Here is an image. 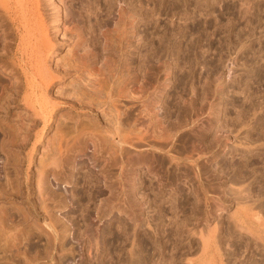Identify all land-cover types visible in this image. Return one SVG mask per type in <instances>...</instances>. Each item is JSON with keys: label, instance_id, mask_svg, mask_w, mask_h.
Returning <instances> with one entry per match:
<instances>
[{"label": "rangeland", "instance_id": "1", "mask_svg": "<svg viewBox=\"0 0 264 264\" xmlns=\"http://www.w3.org/2000/svg\"><path fill=\"white\" fill-rule=\"evenodd\" d=\"M89 37L94 45L76 47ZM75 47L96 55V72L110 51L115 66L128 53L130 76L141 57L142 81L128 84L130 97L116 109L123 119L133 114L123 131L125 156L145 155L152 164L137 165L144 180L127 183L124 211L115 191L105 182L94 187L84 169L78 184L49 172L57 196L40 193L39 176L66 116L95 122L94 112L57 106L46 129L38 127L33 150L13 143L8 131L21 126L19 140L33 124L32 107L71 90L75 69L53 78L45 93L35 90L33 72L62 70ZM25 70L28 89L8 102ZM2 105L9 107L0 111V184L21 194L2 198L0 207L24 211L34 236L8 257L0 250V264H264V0H0ZM134 128L144 134L139 144ZM99 162L90 165L94 172L101 173ZM170 170L181 179L170 180Z\"/></svg>", "mask_w": 264, "mask_h": 264}, {"label": "bare ground", "instance_id": "2", "mask_svg": "<svg viewBox=\"0 0 264 264\" xmlns=\"http://www.w3.org/2000/svg\"><path fill=\"white\" fill-rule=\"evenodd\" d=\"M136 16L138 20L137 26H140L143 19L141 9H137ZM86 40H90L89 44H84L86 48L95 43L94 41L92 42V37H89L81 39V41L76 40V47L77 45H82L83 42H87ZM52 45L44 47V53L50 51V49L52 50ZM76 47L72 52V56L66 58V62H63V67H61L63 68L62 70L39 68L40 70H35L37 71L36 73L33 72L39 79V83L37 81L34 85L35 90L38 91L41 89L44 92L53 78H56L60 74L73 72L72 70L75 69V71H78V74L70 83L72 85L71 90L68 93L65 91L60 92L55 97L58 99L56 102H52L51 98L45 96V105H40L38 108L34 105V107H32L31 105L33 110L30 114L34 116L32 118L33 124L26 131L27 134L19 140L15 138V132L17 128L21 129V126L16 127L10 124L8 126V131L9 134L12 135L11 141H13V143L19 142L23 150L29 148L31 145L30 148L33 150L36 144L35 142L37 141L36 138L39 136V132H41L38 127L42 124L43 128L46 129L50 119L55 116L53 109L57 106L66 105L70 108L71 112L76 113L80 112V110L94 112L97 116L95 122H80L74 118L73 115L66 116L68 121L64 122V125L61 124L63 127L60 125L62 128H60V135L57 136L51 147L52 156H49L50 159L44 164L45 170L39 176L40 193L44 194L46 192L53 195L54 198L57 196L56 188L53 189V186L51 187L53 184L50 183L51 178L48 176L49 172L53 171L52 175L57 182L66 179L70 183L78 184V174L84 169L86 170L85 173H83L85 179L94 187H97L99 183L105 182L104 184L107 185L113 193L115 191V196L121 201L120 209L123 206L122 209L124 211V205L127 203V199H129V189L126 187L127 183L130 182L131 179H134V186L136 183L142 182V180H144L141 175L142 171L138 172L137 165L152 160L148 156L141 154L132 158L125 156L127 149L125 143L129 141V136L123 133V131L126 130L125 125L133 117V114L127 112L126 118L123 119L121 118V115L124 114L123 111L121 112L116 109L117 102L124 100L129 95L127 93L129 90L128 84L130 82L139 83L142 81L143 66L141 57L139 56L137 58L136 72L133 76H130L133 62L129 63V58L127 57L128 53L125 52L124 58H122L123 63L117 64L116 66L111 56L112 51L108 52L105 64L99 70L97 69L96 72L94 68L96 60H93L96 55L88 56L87 52L79 54ZM138 48H140V44ZM109 49L110 47L108 45L105 46V50L109 51ZM138 55H140V53H138ZM120 61L121 60H119V62ZM114 66L116 68V74H113V70H115ZM120 71H122V73H120ZM22 73L25 79L22 81L23 85L20 84L17 86V91H14L13 94L10 95L8 102L18 101L20 98V91L23 89L27 90L29 87L26 74L28 72L25 70L22 71ZM119 73L121 75H119ZM9 74L11 77L15 76L12 72H9ZM99 75L103 76L100 77ZM134 92H136L137 96L135 98L137 101L141 102L143 85L141 83L138 84ZM28 101H25L27 105H29ZM49 103L53 106L51 109L48 108L50 105ZM8 107L9 105H2L0 106V111L7 110ZM130 133L133 134L138 144L144 140V134L139 128H134V130L131 129ZM90 145L93 146V149L88 153L87 149ZM98 161H101L99 164L103 163L101 173H98L96 169L94 172L90 168L91 164L95 166V163ZM167 162L169 163L171 161L163 158L160 163H166L167 165ZM117 168L120 169L118 174L115 171ZM81 175L82 173L80 176ZM168 178L175 182L181 179L180 175L174 170H170ZM136 179H138V181ZM31 185L29 175L27 174L26 179L23 181V189L28 192V196L32 192ZM20 191L18 187L11 186V189H7L0 184V200L2 198H9L11 195L21 194ZM100 191L101 190L96 189V192ZM26 200L29 201V198H26ZM62 201L61 198L58 200L60 203H62ZM29 208L31 212H40L37 210L36 205H30ZM46 208L47 206L45 204L41 207L43 210H46ZM18 212L20 214L12 212V209L6 206L0 207V250L4 251L7 257V251H10L13 247L18 248V246L24 242L30 244L34 236L33 228L28 227L26 223L27 214L20 210ZM9 257H11V255Z\"/></svg>", "mask_w": 264, "mask_h": 264}]
</instances>
